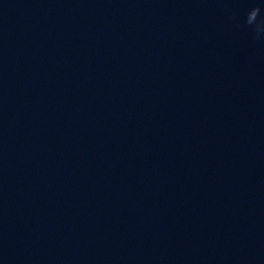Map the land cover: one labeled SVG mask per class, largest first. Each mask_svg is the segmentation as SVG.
Returning a JSON list of instances; mask_svg holds the SVG:
<instances>
[{
  "label": "water",
  "instance_id": "water-1",
  "mask_svg": "<svg viewBox=\"0 0 264 264\" xmlns=\"http://www.w3.org/2000/svg\"><path fill=\"white\" fill-rule=\"evenodd\" d=\"M0 264H264V0H0Z\"/></svg>",
  "mask_w": 264,
  "mask_h": 264
}]
</instances>
